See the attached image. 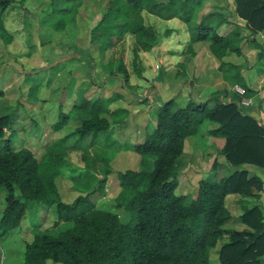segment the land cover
<instances>
[{"label":"trees","instance_id":"1","mask_svg":"<svg viewBox=\"0 0 264 264\" xmlns=\"http://www.w3.org/2000/svg\"><path fill=\"white\" fill-rule=\"evenodd\" d=\"M70 1L73 4L63 9L50 0V9L39 24L63 39L58 43L67 53L83 52L90 64L91 73L86 77L89 86L75 92L71 67L75 59L63 58L41 74L26 73L10 89L17 95L10 98L11 110L0 115V188L4 190L0 236L19 225L28 203L41 202L53 207V228L62 222L68 225L53 233L32 228L23 245V264H210L209 252L225 231L223 225L234 219L243 228L230 230L226 240L220 242L217 264H264V208L243 203L234 217L224 202L230 193L241 199L255 198L263 184L247 175L245 166L264 169V128L238 104L249 94L238 65L222 60L226 54H240L243 27L229 24V28L219 30L222 23H227L223 13L213 9L199 13L202 0H104L101 6L93 4L95 9L88 12L84 6L87 33L75 42L81 0ZM13 2L0 0L3 42L7 35L2 14ZM232 7L233 14L244 20L248 35L264 32V0H232ZM141 11L184 22L189 36L185 53L192 57L193 46L202 45L215 61L220 79L230 87L240 85L243 94L232 92L225 98L229 89L223 87L212 90L203 101L179 102L176 97L163 101L150 115L152 122L144 125L142 138L131 143L112 136L115 129L125 128L128 120L125 107L110 106L124 100L110 84L119 81L118 86L125 90L130 86L120 57H112L110 50L125 33L131 34L134 65L137 51L155 44L156 34L143 23ZM54 13L59 17L51 21ZM256 47L261 52V47ZM183 73L174 70L171 77L176 79ZM41 86L44 91L61 94L55 118L48 126L50 131L63 133L46 143L37 157L23 145L16 131L25 130L30 121L33 125L27 130L37 137L39 130L33 132L30 127L36 125L33 108L38 109L44 101L38 97ZM4 94L0 87V96ZM203 120L215 124L206 134L223 140L217 154L224 163L213 159L211 173L197 179L193 194L179 193L176 187L184 139L195 134ZM3 127L8 134L3 133ZM91 147L97 152L123 150L138 156L136 169L115 173L118 191L111 207L121 210L122 215L98 204L100 196L92 195L101 189L104 179L96 190L81 191L69 203L58 196L55 178L65 154L80 151L85 160ZM103 159L106 176L110 169ZM216 165L226 168L218 178L213 170ZM121 216L125 218L122 221Z\"/></svg>","mask_w":264,"mask_h":264},{"label":"crops","instance_id":"2","mask_svg":"<svg viewBox=\"0 0 264 264\" xmlns=\"http://www.w3.org/2000/svg\"><path fill=\"white\" fill-rule=\"evenodd\" d=\"M13 1L14 2L10 6H8L2 14V24L7 38L5 42L0 40V55H9L11 62H15L13 64H18V66H21L22 69L16 68L13 65H8V63H6V60L9 56H6L4 58H2L1 56V89L6 92L5 87H11L12 89L15 87L11 86V82L13 81V77L11 79L12 75L16 77L18 76V78H20V83L26 73L30 72L35 73L37 75L41 74L42 71L55 65L59 60L63 58L75 59V62H71V67H73L72 75L75 78L73 83L75 92L88 88L89 83L86 77L88 73H91V70L90 64L85 58L83 52L77 51L72 54L67 53V49H65L64 45L58 43L62 42L63 39L59 38L56 32L49 31V29L39 24V20L43 17L44 13L46 12L44 11L41 13V11L43 10L42 8L40 9L42 1H45L44 5L46 6L49 4V0ZM218 1L220 2V0ZM219 2L214 1V3L212 2L208 5L205 1L202 0L198 12L201 13L210 9L221 11L227 23H222L219 26V30L229 24H235L239 27H242L243 23H237L236 21H234L233 16L231 15L233 11L232 0H224V10H221L218 7ZM31 6L32 9H30ZM36 6H39L38 11L34 10L36 9L34 8ZM81 8H83V12H80V10L78 9V14L75 19V25L77 26L75 42L81 40L82 37L86 36L87 33V26H85L82 36L80 35V30L78 28V23H80L78 15L81 14L85 21L87 19L84 13V7L81 6ZM143 12L145 14H142ZM24 13H29L32 21L34 22L33 29L34 37L36 38L35 42L31 40L28 43L26 41L27 45H25L24 43L25 50L18 45V37L28 30L25 26L27 25V21L25 20ZM141 16L143 23L152 27V29L154 30L156 34L155 44L146 51H137L136 59L134 60V65L132 64L133 37L131 34L125 33L122 38L110 50L112 57H120L127 71V84L130 86L128 90H125L123 87L120 88L118 86V84H120L119 81L110 84L111 87H113L115 90H117L123 95L124 99L121 101L113 102L110 106L124 107L122 103L123 101H125L126 98H128V100L134 105H138V108L132 107L129 110L127 109V107H125L127 109V126L123 129L118 130L119 132L117 131V133H112L114 135L117 134L119 139L117 136H112L117 140L127 139L131 143L133 142L131 139V132L129 130H126V128L131 125L129 123H133L136 126L134 127L135 129H133V134L135 137H137V140L135 141L137 142L142 138L144 125L146 123L152 122L150 119L146 121L144 120L146 113L144 109L141 108L142 103L139 104L140 101L143 100V102L146 103V107L151 105V109L154 110L158 106V104L173 97H176L179 102H184L188 99H191L193 101H203L207 98L208 94L214 89H222L223 87L228 88L229 94H227L225 98L231 97V93L233 92L231 90V87L227 83L222 81L218 76L217 72L215 71V61L208 55L202 45L196 44L193 46L195 55L192 57L185 53L186 44L188 43L189 36L186 24L184 22L175 17L168 19H160L145 11L141 12ZM14 20H16L17 22L15 23ZM243 28H241V31H244L248 35L247 30ZM242 38L243 39L240 43L239 49L240 54L236 55L233 53H229L223 56L222 60L238 65L239 74L243 79L245 87L249 91V94L246 97L250 98L251 100V104L245 107V112L264 128V32H259L252 36L248 35V37L246 38L243 35ZM246 39H249V41L251 42L246 43ZM41 40L45 41V43L41 44ZM256 44L261 47V52H259V48L256 47ZM29 49H32V51L34 50V52L37 54V57L40 56L38 60L41 62V64L39 66L27 69V67L20 63L19 60L20 56L22 57L24 54L25 56H30L28 54ZM62 55L64 56L62 57ZM1 62H3L2 65ZM155 64L157 65V67H155ZM179 65H181L182 68L179 67ZM174 70L181 71L182 73L184 72L183 76H179L176 79L172 78L171 73ZM141 82L144 85V93L140 92ZM124 91H130V95H126ZM146 92L148 93V97L145 98ZM139 94H144L145 96L143 97ZM3 96H5V94ZM38 97L41 100L44 99V101L40 104V106H38V109L35 110V107L33 108L32 113L34 116V120L38 116L37 114L40 112V120L44 121L47 125H49L48 122H51L55 118L54 111L57 104L56 102L61 100V94L55 92L50 93L49 90L44 91V88H42L41 86ZM66 98L67 97L63 98V101L66 100ZM143 98H145L147 101H145ZM49 103L51 104L49 105ZM46 105L47 107H45ZM65 109L66 107H63V110ZM151 109L149 111L150 114L152 111ZM141 120L144 121V123ZM42 121L38 122L37 120L36 125L30 127L33 132H37L39 130L37 134L38 138H40L39 135L41 134L42 130L40 128ZM31 124L32 123L28 122L27 126L25 127V130H18L20 131L18 138L24 140L23 145L26 147H28L29 139L26 137L25 133H29L27 128ZM48 132L50 135L49 142L51 140H54L61 133H63L61 130L54 132L52 130L50 131V129ZM211 138L212 142L217 148H214V152H210V154L213 153L210 157H208L210 163L211 160H213L215 157L219 158L221 156L217 154L216 150L221 147L223 142V140L220 138ZM40 140L41 138L39 139V142ZM199 149L200 148L194 145L191 147L190 151L194 155V160L190 157V163L186 165L183 164L182 169H180L176 187V191L179 193L193 194L197 179L202 176H205L206 173L209 171L210 163L206 165L203 170L199 169L197 167V164H195L197 162L200 163L202 160L201 151ZM186 150V145L184 143L183 152L180 157L181 162L184 158ZM116 152L119 153H115L117 156H119V158H123L125 160L130 159L134 161L135 165L137 166L138 156L136 154L131 151L123 150H119ZM206 152L209 153V151ZM221 163H223V161ZM246 169L248 170L247 174H253V176L259 178L263 182V184L261 189L256 191L257 197L255 198L241 199L235 193H230L225 197V206L229 213L234 217H236L241 212V207L243 203H257L264 208V169H259L251 165H247ZM111 184H113V186H115V188L118 190L116 179ZM97 203H99V200H97ZM20 223L21 222H19V225ZM238 225L241 224L238 223ZM18 226L16 228H18ZM242 228L243 225L238 226L236 228L234 227L233 229L240 230ZM30 230L31 227L28 228L25 225L21 229L18 228V232L24 233L23 236L20 235L23 245L30 238Z\"/></svg>","mask_w":264,"mask_h":264},{"label":"rangeland","instance_id":"3","mask_svg":"<svg viewBox=\"0 0 264 264\" xmlns=\"http://www.w3.org/2000/svg\"><path fill=\"white\" fill-rule=\"evenodd\" d=\"M17 1H20V0H17ZM203 1H205L208 5L211 4L212 2L214 3V1L219 2L218 0H203ZM44 2L45 1H42V5L40 6V9L41 8L43 9L41 11V13L50 9L49 8L50 4L45 6ZM51 2L53 5H56L58 8H63V9H65V7H68V6L70 7L73 4L70 0H51ZM103 2H104V0H81L80 6L84 7V5H86V9L88 12V11H90V9H92V10L95 9V6H91V5H93V3H96L97 6H101V4ZM49 3H50V0H49ZM224 4H225L224 0H220L218 7L221 10H224ZM53 5H52V7H53ZM34 8H36V9H34L35 11L39 10L38 9L39 6H36ZM30 9H32V6ZM82 9L83 8H81V7L79 8L80 12H83ZM232 9H233V7H232ZM142 14H145V13L143 12ZM64 15H66L65 12H64ZM231 15L233 16L234 21H236L237 23H240V24L243 23L242 27H245L244 20L239 19L236 15H234L233 11H232ZM24 17H25V20L27 21L26 22L27 25H25V26L27 27L28 30L25 31V33H23L22 35H20L18 37V45L21 46L25 50L24 43H25V45H27L26 41L28 43L31 40L33 42H35L36 38L34 37V29H33L34 22L32 21L30 14L24 13ZM58 17H59V14L54 13L51 21H55ZM78 17L80 20V23H78V28L80 30V35L82 36L84 28L87 25H86L85 19L81 16V14H79ZM14 21H15V23L17 22L16 20H14ZM229 27L230 26L227 25V26L221 28V30L222 29L224 30L225 28H229ZM243 29H245V28H243ZM241 35H244L245 38L248 37V35L244 31H241ZM245 42L250 43L251 41H249V39H246ZM34 53H35L34 50L32 51V49H29L28 54L30 56H28V55L25 56V54L22 57L20 56V60H19L20 63H22L24 66H26L27 69H29L31 67L39 66L41 64V62L38 60L40 58V56L37 57V54L36 53L34 54ZM6 61H7L6 63H8V65H13L16 68H21V66H18V64H13L15 62H11L10 57H8ZM2 63L3 62H1V65H2ZM12 77H13V81L11 82V86L14 87L19 83L20 78H18V76L16 77V76L12 75L11 79H12ZM143 87H144V85L141 82V87H140L141 93H144ZM5 89H6L5 90L6 91L5 96L0 97V115L6 114L11 110L10 98L17 95V94H14V91L10 90V89H12L11 87H5ZM129 92L130 91H124V93L128 96L130 95ZM139 95L143 96V97L145 96L144 94H139ZM146 97H148L147 92H146L145 98ZM145 98H143V99L145 101H147ZM50 104L51 103H49V105ZM139 104H141V108L144 109V111L146 113L144 120L146 121V120L150 119L152 121V118L150 117V115L152 114V111H153L151 109V105L146 107L145 106L146 103L143 102V100L140 101ZM122 105L124 107H127L128 110L131 109L132 107L138 108V105L137 104L134 105L133 103H131L128 100V98H126L125 101H123ZM45 107H47V105ZM150 109L152 110L151 114L149 113ZM37 115L38 116L35 118L36 123H37V120H38V122L42 121V120H40L41 113L39 112ZM142 122L144 123V121H142ZM129 124H131V125H129V127L126 128V130H129L131 132V139L133 142H135L137 140L136 139L137 137L134 136L133 129H135L134 127H136V126L133 123H129ZM214 126H215V124L209 122L208 120H203L197 128V132L193 135H190L191 137L188 136L184 139V141H185L184 143L186 145L187 150L185 152V155H184L182 162L181 161L179 162V168L180 169H182L183 164L186 165V164L190 163V157L194 160V155L190 151L191 147L193 145L200 148L199 150L201 151V159L202 160L200 163H198V162L195 163V164H197V167L199 169L203 170L204 167L210 163V160L208 159V157H210L211 154H213V153L210 154V152H214V148H217V147H215L214 143L212 142V138L206 134V130H207V128H212ZM40 128L42 129L41 134L39 135L41 138L40 142H39L40 138L37 137V139H36V135L33 136L30 133H25L26 137L29 139L28 147L30 148L31 151H33V153L37 157L42 154L44 145L46 143H48L50 140V135L48 132L49 131L48 125L44 121H42ZM2 130H3L4 134L5 133L7 134L9 132L8 129L4 128V127L2 128ZM117 131H118V129H115L114 132L117 133ZM139 132H140V130H139ZM19 133H20V131H16L17 136H19ZM60 135H62V134H60ZM112 135H114V134H112ZM114 136L118 137L117 134ZM118 139H119V137H118ZM70 140L72 141V138H70L69 141ZM120 141H122V140H120ZM127 141L129 142V140H127ZM41 148H42V150H41ZM97 151L98 150H95L94 147L87 149V158L85 160L83 158H81L82 153L80 151H69L65 154L63 164L59 168V173L55 178V185L57 187L58 196H59L61 201L69 203L78 194H81L83 192H87L89 190H94V189L96 190V188L98 187L97 186L98 182L100 180L104 179V184L102 185L101 189L94 192L92 195L100 196L99 203L102 202V204L104 205L103 207H107V208H109V210H111L117 214L122 215L121 210L111 207V203L114 202V197L118 191L115 188V186H113V184H111V183L113 181H115V173L117 171H123L125 169H136L137 166L135 165L134 161H132L130 159L125 160L123 158H119V156H117L115 154L118 152H116L114 150H106L104 152L105 154L103 152H97ZM206 151H209V153ZM216 152H217V150H216ZM103 158L107 159V165L110 169V173L106 176L103 174V168L105 166V164H104L105 160ZM214 159L216 162L220 161V162H218V164L221 163L222 161H224L222 156H220L219 158L215 157ZM217 159H218V161H217ZM208 160H209V162H208ZM212 161L213 160H211V163H212ZM211 163L209 164L210 166H211ZM214 167H216V168H214ZM214 167H213V170L216 169L214 173L216 174L217 178L226 173V168L224 166L216 165ZM245 169H246V166H245ZM246 171H248V170L246 169ZM209 172L211 173V171H208L206 174H209ZM247 175L251 176L253 174L248 173ZM81 191H83V192H81ZM175 193H177V192H175ZM3 197H4V190H2L0 188V212H1L3 205H4ZM54 219H55V216H54L52 206H47L46 204L41 203V202H30V203H28L27 208L24 212V216L20 220L21 223L18 226V228L21 229L25 225L28 228L31 227V229L32 228H38L40 230H45L47 232L53 233L57 230H61V229L65 228L68 225V223L62 222V223L57 224V226L53 228ZM124 219H125L124 217H122V216L120 217L121 221ZM238 226H241V225H238V223L235 220H230L223 225V228L225 229V231L222 233V236L220 237V240L217 242L215 247L212 248L209 252L210 264H217L216 251H217V248L219 247L220 242L225 241L227 236H228V232L230 230H234L233 228L234 227L236 228ZM18 228L7 230V232L3 236H0V264H23L22 258H21L22 252H23V243L21 241L20 235L23 236L24 233L18 232ZM47 263L52 264L50 262H47Z\"/></svg>","mask_w":264,"mask_h":264},{"label":"built area","instance_id":"4","mask_svg":"<svg viewBox=\"0 0 264 264\" xmlns=\"http://www.w3.org/2000/svg\"><path fill=\"white\" fill-rule=\"evenodd\" d=\"M155 67H157L156 64H155ZM231 90H232L234 93H236V94H238V95H240V96H242V94H243V88H242L240 85L234 84V85L231 87ZM238 104H239L241 107L245 108V107H247V106H249V105L251 104V100H250V98H247V97H241V98L239 99Z\"/></svg>","mask_w":264,"mask_h":264}]
</instances>
